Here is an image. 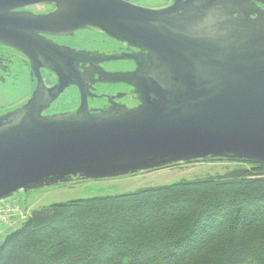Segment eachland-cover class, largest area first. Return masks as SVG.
I'll list each match as a JSON object with an SVG mask.
<instances>
[{
	"label": "water",
	"instance_id": "obj_1",
	"mask_svg": "<svg viewBox=\"0 0 264 264\" xmlns=\"http://www.w3.org/2000/svg\"><path fill=\"white\" fill-rule=\"evenodd\" d=\"M133 1L0 0V44L26 55L38 77L26 103L0 114V201L180 163L264 164V0H172L160 9ZM36 4L56 9L21 10ZM89 26L146 53L89 59L40 35ZM123 58L136 69L95 67ZM78 61L94 64L97 81L133 86L139 105L90 111ZM40 67L58 74L53 87H45ZM73 84L79 109L44 115Z\"/></svg>",
	"mask_w": 264,
	"mask_h": 264
},
{
	"label": "trees",
	"instance_id": "obj_2",
	"mask_svg": "<svg viewBox=\"0 0 264 264\" xmlns=\"http://www.w3.org/2000/svg\"><path fill=\"white\" fill-rule=\"evenodd\" d=\"M244 163L32 209L0 243V264H264V164Z\"/></svg>",
	"mask_w": 264,
	"mask_h": 264
},
{
	"label": "flooded vegetation",
	"instance_id": "obj_3",
	"mask_svg": "<svg viewBox=\"0 0 264 264\" xmlns=\"http://www.w3.org/2000/svg\"><path fill=\"white\" fill-rule=\"evenodd\" d=\"M138 0L133 1L137 4ZM172 0L163 7H147L153 9H160L172 4ZM142 6V5H139ZM146 7V6H143ZM55 4H36L23 8L21 10L31 12L35 15L48 14L55 10ZM40 35L46 40L53 44L67 48L76 52L85 53L87 58H95L96 56L103 55H126L128 54H143L146 51H142L140 48L130 46L128 42L118 40L106 34L105 31L97 27H86L75 30L70 34H50L41 32ZM14 58L13 65H8V61ZM16 61L23 62L25 68ZM11 62V61H10ZM90 61L77 62L78 73L84 78L85 84L88 85V94L86 96L87 106L90 111H98L104 108L110 107L113 103L122 104L129 108L136 107L139 105L137 95L134 93V87L125 82H101L97 81L99 74L96 73ZM95 67L104 70L106 72H132L136 69V63L133 59L123 58L117 60H107L95 63ZM16 71V73H13ZM26 71V73L24 72ZM43 83L46 88L53 87L59 79L57 73L46 67L39 68ZM20 75H24V80H20V83H24L26 89V95L24 98H20L16 102L1 103L0 114L6 111L12 110L22 104L26 103L32 96L34 90L38 86V77L33 71L32 61L20 51L0 44V85L9 80H18ZM4 82V85H5ZM3 85V86H4ZM9 85V90L17 88L13 81L6 83ZM71 93V94H69ZM23 99V100H21ZM5 104H8L5 106ZM82 104V93L78 85H69L65 90L54 100L47 109L44 110L43 114H56L62 113L65 115L74 113L79 109ZM3 106V107H1Z\"/></svg>",
	"mask_w": 264,
	"mask_h": 264
},
{
	"label": "rangeland",
	"instance_id": "obj_4",
	"mask_svg": "<svg viewBox=\"0 0 264 264\" xmlns=\"http://www.w3.org/2000/svg\"><path fill=\"white\" fill-rule=\"evenodd\" d=\"M169 3V0H138L137 4L146 7H163ZM56 8V7H55ZM11 61V62H10ZM8 61V65H13L14 58ZM25 68L23 62L16 61ZM17 71V70H16ZM13 69V73H16ZM26 73V71H24ZM24 80V75H20L18 80H7L0 85V104L16 102L26 95V89L23 85L18 84ZM13 81L17 88L9 90V85ZM4 85V86H3ZM71 94V93H69ZM23 100V99H21ZM20 101V100H19ZM8 104H5V106ZM3 107V106H1ZM249 163L214 160V161H196L191 163H180L173 166L140 172L134 175L85 180L76 183L64 184L57 187H50L42 190H33L28 193H22L13 197L12 205L15 213L10 211L9 215H4L0 221V243L5 236L13 230L19 228L30 215L32 209L48 206L55 203H63L70 200L91 198L95 196L118 195L134 192L143 188L171 184L182 180L203 179L211 176L226 175L229 171L240 168L250 167Z\"/></svg>",
	"mask_w": 264,
	"mask_h": 264
},
{
	"label": "built area",
	"instance_id": "obj_5",
	"mask_svg": "<svg viewBox=\"0 0 264 264\" xmlns=\"http://www.w3.org/2000/svg\"><path fill=\"white\" fill-rule=\"evenodd\" d=\"M13 199L14 198H9V199L0 201V221L3 220L2 217L4 215H9L10 211L15 213V208H18L15 205H12Z\"/></svg>",
	"mask_w": 264,
	"mask_h": 264
}]
</instances>
